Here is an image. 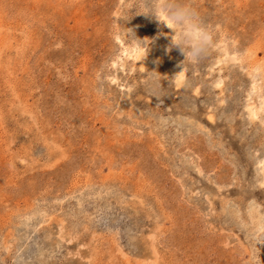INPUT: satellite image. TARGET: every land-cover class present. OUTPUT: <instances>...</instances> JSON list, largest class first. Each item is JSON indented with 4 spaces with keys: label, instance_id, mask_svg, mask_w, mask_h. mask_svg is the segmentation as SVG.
Here are the masks:
<instances>
[{
    "label": "rangeland",
    "instance_id": "374dc122",
    "mask_svg": "<svg viewBox=\"0 0 264 264\" xmlns=\"http://www.w3.org/2000/svg\"><path fill=\"white\" fill-rule=\"evenodd\" d=\"M141 2L0 0V264H264V0Z\"/></svg>",
    "mask_w": 264,
    "mask_h": 264
},
{
    "label": "clouds",
    "instance_id": "9594fccd",
    "mask_svg": "<svg viewBox=\"0 0 264 264\" xmlns=\"http://www.w3.org/2000/svg\"><path fill=\"white\" fill-rule=\"evenodd\" d=\"M145 8L157 20L164 16L169 25L175 30V40L172 44L178 46L191 63H198L201 59L209 56L213 49H227L229 41H217V29L207 24L201 18L197 9L190 3L181 0H148L141 2ZM130 50L141 51L144 55L148 51L149 41L135 37L131 30L124 33Z\"/></svg>",
    "mask_w": 264,
    "mask_h": 264
}]
</instances>
